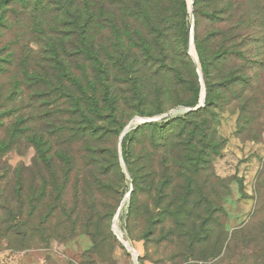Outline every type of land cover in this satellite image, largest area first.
<instances>
[{
  "label": "rangeland",
  "instance_id": "obj_1",
  "mask_svg": "<svg viewBox=\"0 0 264 264\" xmlns=\"http://www.w3.org/2000/svg\"><path fill=\"white\" fill-rule=\"evenodd\" d=\"M184 1L183 32L173 40V47L160 55L152 53L150 57L134 49L135 59L132 56L125 62L120 59L123 65H114L118 57H123L118 47L121 39H117L111 26L114 22L102 18V22L98 19L89 23L86 41L102 56L111 58L107 61L113 60L109 62L108 79L105 78L108 86L99 85L95 91L90 89L91 84L96 82L93 63L86 60L82 53L74 52L70 39H63L59 60L65 70L59 73V77L65 92L89 98L86 112L93 117L94 124L117 129L121 124L122 132L137 117L161 122L174 115H184L183 108L195 111L193 108L199 104L204 81L193 31L191 35L194 22L191 0ZM146 4L155 18L159 15L157 17L154 10L163 9L162 14L175 22L176 12H179L177 0H146ZM254 6L252 16L255 27L251 34L257 39L249 44L248 57L256 62L252 73L257 89L253 94L246 93L252 98L247 111L241 110L243 98L233 99L232 94L215 87L212 105L185 117L188 130L192 132V139L187 145L188 178L192 191L188 210L192 217L186 218L185 228L198 233L182 238L175 234L166 238L171 225L163 223L155 227L153 235L145 240L140 238L141 224L128 221L129 196H126L132 188V179L123 158L121 132L117 134L116 129L110 144L116 150L118 169L111 168L107 175L97 178L95 158L91 155L85 157L88 161L85 174L89 177L85 178L89 184L85 195L94 198L92 210L78 216V208L72 211L71 206L65 203V208L57 211V220L63 222L56 226L55 232L47 234L48 230L41 231L39 228L32 234L40 223L46 227L49 222L53 225L55 221L54 217H50L48 221L41 222L44 213H48V194L54 188L49 184L40 202L30 201L33 197L31 191L34 190V196L38 197L43 193L40 174H46V170L41 164H34L36 150L29 142L31 133L18 137L17 133V142L12 149L0 155V227L12 225L19 228L26 220L31 235L27 238L10 234L0 237V264H264V261L254 263L252 255L253 251L264 248V68L258 69L257 63L264 50V45L258 40L264 31V0H254ZM151 17L142 16L133 20L135 28L150 37L158 31V25ZM169 32H172L171 29ZM31 40L30 46L36 52L33 57L41 56L31 59V62L50 56L40 51L41 46L36 40ZM16 47L17 52L19 47ZM83 64H88L87 76ZM242 74L245 75V71ZM197 87V103L190 106L188 102ZM36 92L35 88H29L23 95H17L9 105V115L1 118L0 122L10 126L11 130L24 131L28 125L38 134L45 130V124L49 122L46 111L51 100H56L58 96L52 94L49 97L46 92L36 95ZM31 95L34 98L30 99ZM220 95L223 98L226 96L227 100L223 102V98L217 97ZM178 107L181 109L171 112ZM3 137L7 140L8 132L6 136L0 132V138ZM72 147L79 150L76 143ZM133 152V156H137L138 145L133 146ZM20 171L23 186L17 189V173ZM145 172L141 167L142 178H145ZM47 179L50 181V178ZM70 179L65 191L68 197L74 195L76 178ZM95 179H100V186H96ZM82 191L83 187H79V197ZM146 196L143 189L142 200L145 201ZM8 212L10 215H7ZM193 217L199 218L194 219V224L191 223ZM103 228L108 231L109 238L99 239L94 244L91 232L101 229L103 233ZM173 230L178 232V229ZM206 234L209 237L204 238ZM194 238L196 241L190 245ZM216 245L217 252L212 254Z\"/></svg>",
  "mask_w": 264,
  "mask_h": 264
},
{
  "label": "trees",
  "instance_id": "obj_2",
  "mask_svg": "<svg viewBox=\"0 0 264 264\" xmlns=\"http://www.w3.org/2000/svg\"><path fill=\"white\" fill-rule=\"evenodd\" d=\"M106 1L0 0V119L9 115L12 100L17 95H23L29 88H35L36 95L46 92L49 97L52 94L58 96L56 100H51L50 108L46 111V119H49V122L45 124V130L39 134L29 125L24 131L16 128L11 130L10 126L0 122V132L5 136L8 132L7 140L4 137L0 138V155L12 149L17 142V133L18 137L29 132L31 133L29 142L36 150L34 164L45 167L46 174H40L43 193L38 197L34 196L36 193L34 190L31 191L33 197L30 201L40 202L49 184L54 188L48 194V213H44L41 222L48 221L50 217H54L55 221L53 225L49 222L46 227L44 223H40L32 230V234L39 228L41 231L48 230L47 234L55 232L56 226L63 222L57 220V211L63 210L65 203L71 206L72 211L78 208V216L80 214L84 216L86 210L88 213L92 210L94 198L92 195H85V188L89 187L85 180L89 178L85 174L88 164V161H85L86 156L91 155V158H95L97 178L100 175H107L111 168L118 169L116 150L114 145L110 144L117 128L94 124L93 117L86 112L89 98L76 97L65 92L64 84L59 77V73L65 70L64 64L62 65L59 60L63 39H70L74 52L82 53L86 60L93 63L91 66L96 82L91 84L90 89L95 91L99 85L108 86L105 78L108 79L109 62L112 63L113 60L107 61L111 58L102 56L103 54L86 41L89 23L91 24L93 20L99 19L98 22H102V18H107L114 22L111 26L117 34V39H121L118 47L120 55L123 56L118 57L114 65L122 64L120 59L123 62L131 56L135 59L137 55L134 49L139 54L144 52L145 57H150L155 52L160 55L172 48L173 40L178 39V36H181L180 32H183L182 18L186 8L184 0H177L179 12H176V20L173 23L168 15L162 14L163 9L154 10L156 16L159 15L155 18L146 0ZM192 1L193 40L205 88L204 104L195 111L212 105L214 101L212 91L215 87L232 94L233 99L243 98L241 110L247 111L252 98L246 93L253 94L257 89L252 73L256 62L248 57L249 44L257 39L251 34L255 27L252 16L254 0ZM139 15L147 18L152 16V20L158 25L156 35L150 37L135 28L133 20L140 18ZM31 39L40 44L42 53L45 51L46 55L50 56H42L37 62H31V59L41 57H33L36 52H33L30 46ZM258 40L264 45V31ZM16 46L19 47L17 52ZM257 63L258 69L264 68V50L260 53ZM83 65L87 76L88 64ZM244 71L245 75L242 74ZM236 83L239 85L238 89L235 88ZM217 97L223 98L221 95ZM29 98L32 99L34 96L31 95ZM197 100L198 87L195 88L188 104L195 106ZM226 100L225 96L223 102ZM54 103H57V106L53 107ZM190 111L161 122L140 123L121 138L123 158L132 179L128 221L141 224V239L145 240L153 235L155 227L163 223L171 225L166 238L175 234L176 237L182 238L188 234L198 233L196 230L189 231L185 228L186 218L192 217L188 210L192 191L189 187L187 166L189 163L187 145L192 139V132H189L185 120L188 113H195ZM118 125L117 134L121 132V124ZM74 143L79 145V150H74L72 147ZM134 145L139 147L137 156H133ZM141 167L146 170L145 178L141 176ZM19 174L21 171L17 173L18 178ZM47 178H50V181ZM70 178L76 180L73 187L74 195L68 197L65 196V191L71 181ZM21 179L19 178L17 189L23 186ZM95 183L97 187L100 186V179H95ZM79 187H83L81 197L78 195ZM143 189L147 193L145 201L141 198ZM10 212L7 215H10ZM195 217L192 224L194 219H199ZM173 228L178 229V232ZM9 234L22 238L31 235L26 220L19 228L12 225L0 227V237H7ZM91 237L96 244L99 239H108L109 234L105 229L103 233L101 229L99 231L94 229ZM203 237L209 236L206 234ZM191 241L190 245L194 244L196 238ZM211 252L212 254L217 252V245ZM252 255L254 263L263 262L264 248L253 251Z\"/></svg>",
  "mask_w": 264,
  "mask_h": 264
},
{
  "label": "water",
  "instance_id": "obj_3",
  "mask_svg": "<svg viewBox=\"0 0 264 264\" xmlns=\"http://www.w3.org/2000/svg\"><path fill=\"white\" fill-rule=\"evenodd\" d=\"M192 3H193V1L191 0V3H190V10H192ZM191 17H193L192 16V13H191ZM192 31H193V26H191V35H192ZM191 48H193V46H191ZM204 95H205V90H204V88H202V91H201V95H200V99H199V104H197L193 109H196V108H198V107H200V106H202L203 105V102H204ZM179 109H181L180 107H178V108H175V109H173L171 112H173V111H176V110H179ZM183 110H184V112H186V111H189V110H192L191 108H183ZM182 110V111H183ZM166 116V115H165ZM174 116H176V115H174ZM162 118V117H161ZM151 119H149V118H142V117H137V118H135V121H131V122H129L128 123V125L122 130V132H121V135H120V139L123 137V135L127 132V131H129L131 128H134L136 125H138V124H140V123H143V122H146V121H150ZM129 194H130V192H128L127 193V196H129ZM135 256H137V252H135Z\"/></svg>",
  "mask_w": 264,
  "mask_h": 264
},
{
  "label": "bare ground",
  "instance_id": "obj_4",
  "mask_svg": "<svg viewBox=\"0 0 264 264\" xmlns=\"http://www.w3.org/2000/svg\"><path fill=\"white\" fill-rule=\"evenodd\" d=\"M191 49H193V48H191ZM126 197H128V196H126ZM125 245V244H124ZM126 246V245H125ZM128 249V248H127ZM135 252H137L136 250H134V254H135Z\"/></svg>",
  "mask_w": 264,
  "mask_h": 264
}]
</instances>
